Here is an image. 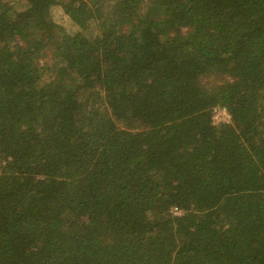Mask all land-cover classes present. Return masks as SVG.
Wrapping results in <instances>:
<instances>
[{
  "label": "trees",
  "instance_id": "1",
  "mask_svg": "<svg viewBox=\"0 0 264 264\" xmlns=\"http://www.w3.org/2000/svg\"><path fill=\"white\" fill-rule=\"evenodd\" d=\"M20 1L0 264H264V0Z\"/></svg>",
  "mask_w": 264,
  "mask_h": 264
},
{
  "label": "built area",
  "instance_id": "2",
  "mask_svg": "<svg viewBox=\"0 0 264 264\" xmlns=\"http://www.w3.org/2000/svg\"><path fill=\"white\" fill-rule=\"evenodd\" d=\"M211 124L213 126H220L230 124L232 122V115L227 107L222 105L213 106L210 110ZM173 214H181V210L177 207L172 208Z\"/></svg>",
  "mask_w": 264,
  "mask_h": 264
},
{
  "label": "rangeland",
  "instance_id": "3",
  "mask_svg": "<svg viewBox=\"0 0 264 264\" xmlns=\"http://www.w3.org/2000/svg\"><path fill=\"white\" fill-rule=\"evenodd\" d=\"M9 1L13 3L15 10L22 9V2L20 0H9Z\"/></svg>",
  "mask_w": 264,
  "mask_h": 264
}]
</instances>
